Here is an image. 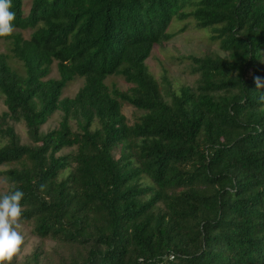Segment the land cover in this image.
<instances>
[{
	"label": "trees",
	"instance_id": "trees-1",
	"mask_svg": "<svg viewBox=\"0 0 264 264\" xmlns=\"http://www.w3.org/2000/svg\"><path fill=\"white\" fill-rule=\"evenodd\" d=\"M26 1L0 37V194L40 245L12 264H264V0ZM190 27L217 52L157 79Z\"/></svg>",
	"mask_w": 264,
	"mask_h": 264
},
{
	"label": "rangeland",
	"instance_id": "rangeland-1",
	"mask_svg": "<svg viewBox=\"0 0 264 264\" xmlns=\"http://www.w3.org/2000/svg\"><path fill=\"white\" fill-rule=\"evenodd\" d=\"M30 0L25 2V12H28V7L30 5ZM183 27V25H179ZM25 37H28L31 32L23 33ZM208 51L217 52V44L211 45L208 40V34L204 32H199L195 28L190 27L187 32L177 36L172 42L166 44L164 47L154 48L151 57L147 61L150 71L160 79L163 75L164 70L168 72V77L173 79L176 84H190L193 78L191 74L187 72L186 66H180V63L175 60L181 56H192V55H202ZM8 52V44L6 41H0V53ZM186 68V69H185ZM50 78H58V72L56 65L53 66ZM117 83L122 89L126 88L125 83L120 78H110L108 83ZM83 85V81L77 79L71 83L64 91V97H73L79 88ZM6 110L3 104V98L0 97V115ZM132 110L130 108L125 109V113L128 117L131 116ZM61 118V114L56 112L48 123L43 127V131L54 128ZM16 130L22 135L23 141H27L25 130L22 126H16ZM6 186L4 182L0 179V192H4ZM17 231L23 237V245L21 246V257L29 255L35 247L40 245V240L33 235H31V227L28 225L17 224ZM50 245V243H47ZM20 257V258H21Z\"/></svg>",
	"mask_w": 264,
	"mask_h": 264
},
{
	"label": "clouds",
	"instance_id": "clouds-1",
	"mask_svg": "<svg viewBox=\"0 0 264 264\" xmlns=\"http://www.w3.org/2000/svg\"><path fill=\"white\" fill-rule=\"evenodd\" d=\"M11 8L12 0H0V37L13 32L15 12ZM253 83L256 89H264V77H254ZM23 197L24 193L19 189L0 194V264H12L13 257L24 243L16 228L22 217Z\"/></svg>",
	"mask_w": 264,
	"mask_h": 264
}]
</instances>
